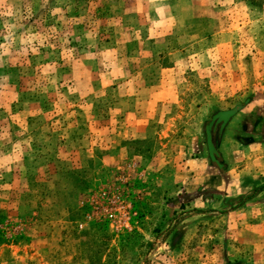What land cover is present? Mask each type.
Returning a JSON list of instances; mask_svg holds the SVG:
<instances>
[{
    "label": "rangeland",
    "instance_id": "374dc122",
    "mask_svg": "<svg viewBox=\"0 0 264 264\" xmlns=\"http://www.w3.org/2000/svg\"><path fill=\"white\" fill-rule=\"evenodd\" d=\"M150 1L0 0V264H151L153 242L185 213L187 194L162 193L153 168L180 135L210 132L187 120L211 80L189 72L179 103L150 123L151 57L168 50L150 27ZM201 3L210 12L191 39L229 33L234 52L231 28L241 39L255 25L264 37V0ZM220 44L190 53L232 52ZM237 44L255 59L240 60L244 85L256 82L264 54ZM138 127L161 136L137 138Z\"/></svg>",
    "mask_w": 264,
    "mask_h": 264
},
{
    "label": "crops",
    "instance_id": "0c3cea01",
    "mask_svg": "<svg viewBox=\"0 0 264 264\" xmlns=\"http://www.w3.org/2000/svg\"><path fill=\"white\" fill-rule=\"evenodd\" d=\"M150 2V27L163 36L157 44L169 46L151 57V65H156L150 69V77L155 80L144 86L148 94L142 97L143 107L155 111L143 112L150 115V123L165 116V108L179 103L180 94L187 89L178 84L189 72L211 80L205 93L199 90L195 95L197 102L190 108L193 113L187 120L189 126L205 125L210 132H204L202 139L198 136V141L195 135H180L171 157L165 150L161 155L167 159L153 168L154 185L162 193L172 197L187 195L181 200L185 213L176 216L174 225L166 235L162 234L164 238L153 242L151 264H264V71L258 74L262 78L244 85L240 60L253 59L251 66L255 67V59L248 55L241 58L237 44L253 46L264 54V37L253 35L255 25H249L241 39V29L231 28L230 33L237 36L233 52L229 33L213 37L216 32L211 30L190 38L192 27L198 29L196 24L202 23L204 12H210L206 3ZM209 42L230 44L232 52L213 55L206 51L197 59L190 53L195 46L192 44ZM218 111L231 113L222 116ZM247 118H255L253 129ZM167 124L166 134L171 131V124ZM147 131L150 129L140 127L134 136H161L156 129Z\"/></svg>",
    "mask_w": 264,
    "mask_h": 264
},
{
    "label": "trees",
    "instance_id": "16d2710c",
    "mask_svg": "<svg viewBox=\"0 0 264 264\" xmlns=\"http://www.w3.org/2000/svg\"><path fill=\"white\" fill-rule=\"evenodd\" d=\"M218 113H219L220 115H222V116H223V115L226 116V115H230L231 111H230V112H229V111H227V112H226V111H225V112H224V111H218ZM238 205H239V203H238Z\"/></svg>",
    "mask_w": 264,
    "mask_h": 264
}]
</instances>
